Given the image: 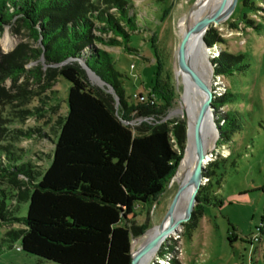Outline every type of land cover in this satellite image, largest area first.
Segmentation results:
<instances>
[{"label": "trees", "instance_id": "1", "mask_svg": "<svg viewBox=\"0 0 264 264\" xmlns=\"http://www.w3.org/2000/svg\"><path fill=\"white\" fill-rule=\"evenodd\" d=\"M128 5L126 0H0V39L14 25L32 42L8 54L0 48V228H8L0 241V256L19 243L23 253L54 264H131L132 237L140 234L133 220L164 192L178 155L167 126L135 132L123 123L133 114L147 116L155 107L151 98L146 105L128 107L113 57L101 49L130 50V35L139 31V19ZM213 37L210 30L204 39L213 45ZM42 59L46 72L42 65L26 68ZM213 63L217 75L228 77L245 73L249 66L243 55H222ZM88 71L120 100L122 119L113 112V97L89 84ZM56 75L71 84L68 112L56 123L52 160L40 172L25 155L4 144L8 129L1 116L3 106L22 95H11L3 87L8 80L16 86L23 77L52 86ZM232 99L226 94L220 101ZM23 113L36 117L40 110ZM223 121L217 123L222 142H227L242 130L241 114L230 113ZM174 132L183 144V126L176 125ZM17 134L32 139L34 132ZM206 189L198 194L196 208L210 203ZM23 203L28 204L26 216ZM158 257L167 260L162 252Z\"/></svg>", "mask_w": 264, "mask_h": 264}, {"label": "rangeland", "instance_id": "2", "mask_svg": "<svg viewBox=\"0 0 264 264\" xmlns=\"http://www.w3.org/2000/svg\"><path fill=\"white\" fill-rule=\"evenodd\" d=\"M126 1L131 15L139 19V31L130 35V50L125 46L99 47L113 57V66L121 75L128 107L146 105L140 95L146 102L151 98L155 107L151 114L144 117L133 114L123 123L135 132L138 128L150 130L167 126L171 130L173 150L178 155L164 192L153 203L137 211L133 220V226L140 231L139 235L132 237L131 251L135 252L143 246L136 241L145 239L154 228L173 221L180 211L181 197L167 222L170 206L180 186L175 178L186 159L188 132L183 116L188 121L190 107L186 75L179 70L182 39L178 24L199 0ZM233 8L234 1L223 13L221 23L210 26L215 44H208L205 39L202 41L208 60L209 87L214 93L213 120L209 118V128L215 135V142L212 157L209 156L211 161L205 166V171L209 170L211 175L203 186L207 188L204 191H207L210 203L195 208L192 219L157 250L158 255L148 264H264V0H237L231 13ZM7 37L13 43L10 48L4 46ZM0 43L2 53L8 54L19 45L32 42L23 29L11 25L6 28ZM222 55L246 56L249 66L245 73L237 72L231 77L217 75L213 60ZM44 63L43 59L33 61L26 68L30 70L42 65L43 72H46L48 67ZM87 79L99 92L113 97V112L122 119L120 100L95 75H87ZM52 83V86L38 85L23 77L16 86L8 80L3 87L11 95H22L16 102L3 106L1 116L8 129L4 144H10L16 154L25 155L26 162L40 172L52 160L58 131L56 123L68 112L70 82L56 75ZM226 94L232 96L231 102L220 101ZM35 109L40 110L36 117H27L23 113ZM234 112L241 114L242 130L233 134L229 141L222 142L217 122L220 119L224 122V118ZM176 125L184 128L183 144L175 137ZM32 130V139L17 134V131L28 133ZM7 203L11 205L10 198ZM21 209L22 215L26 216L28 204L23 203ZM7 230V227L0 228V241ZM255 237H258L257 241ZM161 252L167 257L164 262L158 257ZM0 264L54 263L23 253L18 243L0 256Z\"/></svg>", "mask_w": 264, "mask_h": 264}, {"label": "bare ground", "instance_id": "3", "mask_svg": "<svg viewBox=\"0 0 264 264\" xmlns=\"http://www.w3.org/2000/svg\"><path fill=\"white\" fill-rule=\"evenodd\" d=\"M224 1L225 0H199L196 3L193 11L190 14H186L185 16H183V18H181V20L179 21L178 25H179V32L181 35L180 37L182 39V42L185 36H187L188 31L192 29L194 25H196L200 21L202 22L208 17H212L213 15L217 14L220 8H222ZM204 36L205 34L202 33L194 39L192 50H190V59H191V68L194 71V73L199 77V79L202 82L206 83L209 86L210 75L207 72L208 60L204 46L202 45ZM12 45H13L12 41L9 39V37H7L5 39L4 46L6 48H10ZM191 79L192 78L188 76H186L185 79V85L188 90L187 99H188V104L190 106L188 112L189 119L187 121L188 136H187V150H185L186 159L183 162V164H181L180 166L178 172L179 176L175 178V181L182 186L190 177L193 164L195 163L196 128L198 122H200L201 108H203L204 105V97L201 95V92L199 91V89ZM209 118L210 117L206 118V122L204 124L203 139L206 149L212 150L214 146L213 144L215 142V137H214L215 135L212 134V130L210 132ZM210 161L211 158H208V162ZM192 193H193L192 189H187L186 192H184L181 195L182 203H181L180 211L177 217L173 221L163 226L154 228L146 235L145 239H142L141 241L140 240L136 241V243L137 244L141 243L144 246L149 242H153L159 235H162L164 233V231L168 228V226L171 223L184 219L189 207L191 206ZM167 241L161 244H157L152 248H149L143 255L139 264L150 263V261L153 260L158 255L157 250L160 249L163 246V244H166Z\"/></svg>", "mask_w": 264, "mask_h": 264}, {"label": "water", "instance_id": "4", "mask_svg": "<svg viewBox=\"0 0 264 264\" xmlns=\"http://www.w3.org/2000/svg\"><path fill=\"white\" fill-rule=\"evenodd\" d=\"M234 1V8L231 10V13H233L234 9L236 8L237 0H225L223 3L222 8L217 12V14L213 15L212 17H208L202 22H198L192 29H190L187 33V36H185L182 46L180 48L179 56H180V64H179V70L183 74H185L188 77H191L193 83L197 86L199 91L201 92V95L204 97V105L203 108H201V117L200 122H198L197 128H196V150H195V163L193 164V168L190 174V177L187 179V181L184 183V185H180L178 191L175 194V197L173 199L172 206H170L169 214H168V221H170V215L171 210L177 206L181 195L186 192L187 189H192V198H191V206L189 207L187 214L184 219L176 221L171 223L168 228L164 231L162 235H159L153 242H149L143 247L139 248L138 250L131 251L132 256V262L131 264H139L141 261L143 255L145 252L149 249L154 247L157 244H161L163 242H166L171 238L172 235L178 234L180 232V228L190 221L193 216V212L195 211V208L199 205L198 201V194L200 193L202 187L204 186V182L206 179H208L207 176H205V166L207 165L209 156L212 157L211 150L206 149L204 145V124L206 122L207 117H212V108H213V90L210 88L206 83L202 82L199 77L194 73V71L191 68V59H190V50H192L193 41L194 39L199 36L200 34L204 33L205 36L209 31V28L212 24H219L223 20V13L228 8V5ZM195 8V5L191 7L188 14H190L193 9ZM204 41V37H203ZM88 75H95L91 72H87ZM96 76V75H95ZM97 77V76H96ZM99 81L101 82L100 78L97 77ZM102 85H104L103 82H101ZM105 86V85H104ZM110 91L112 89L108 87ZM113 92V91H112ZM184 125L188 132V126H187V119L184 117Z\"/></svg>", "mask_w": 264, "mask_h": 264}, {"label": "built area", "instance_id": "5", "mask_svg": "<svg viewBox=\"0 0 264 264\" xmlns=\"http://www.w3.org/2000/svg\"><path fill=\"white\" fill-rule=\"evenodd\" d=\"M139 98L142 100L143 103H147L145 97H143L142 95H140ZM255 240L257 241L258 237H255Z\"/></svg>", "mask_w": 264, "mask_h": 264}, {"label": "clouds", "instance_id": "6", "mask_svg": "<svg viewBox=\"0 0 264 264\" xmlns=\"http://www.w3.org/2000/svg\"><path fill=\"white\" fill-rule=\"evenodd\" d=\"M161 262H164L163 259H159ZM165 264V263H164Z\"/></svg>", "mask_w": 264, "mask_h": 264}]
</instances>
